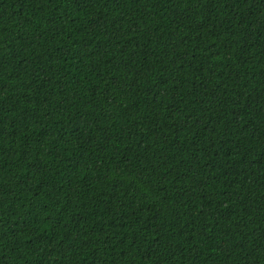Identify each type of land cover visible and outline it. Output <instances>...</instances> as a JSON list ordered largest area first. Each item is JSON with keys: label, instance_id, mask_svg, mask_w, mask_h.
Masks as SVG:
<instances>
[{"label": "trees", "instance_id": "1", "mask_svg": "<svg viewBox=\"0 0 264 264\" xmlns=\"http://www.w3.org/2000/svg\"><path fill=\"white\" fill-rule=\"evenodd\" d=\"M0 264H264V0H0Z\"/></svg>", "mask_w": 264, "mask_h": 264}]
</instances>
